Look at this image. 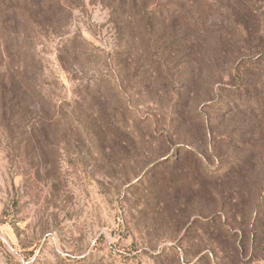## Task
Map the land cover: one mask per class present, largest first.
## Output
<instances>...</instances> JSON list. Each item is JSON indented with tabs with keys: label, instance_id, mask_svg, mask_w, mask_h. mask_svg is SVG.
<instances>
[{
	"label": "rangeland",
	"instance_id": "rangeland-1",
	"mask_svg": "<svg viewBox=\"0 0 264 264\" xmlns=\"http://www.w3.org/2000/svg\"><path fill=\"white\" fill-rule=\"evenodd\" d=\"M126 1L0 0V264H264V0Z\"/></svg>",
	"mask_w": 264,
	"mask_h": 264
},
{
	"label": "trees",
	"instance_id": "trees-1",
	"mask_svg": "<svg viewBox=\"0 0 264 264\" xmlns=\"http://www.w3.org/2000/svg\"><path fill=\"white\" fill-rule=\"evenodd\" d=\"M123 5H125L126 7H129L131 10H133V12L138 13V2L137 0H127L126 3H124ZM171 10H175L173 12V14L177 13L180 9L178 8H173ZM178 10V11H177ZM135 17H133L134 19ZM15 19L13 17H11L9 19V23H12ZM141 18L139 17L138 19H134V24H138L139 22H141ZM19 24V21L17 22ZM262 67L264 68V64L262 65ZM248 85L243 86L244 88L241 87H235L230 89V91L233 93V95L235 96V100L239 105H242L243 107H245L246 109H261L264 108V94H262L263 92L260 91V89H258L257 87H247ZM219 105H221V102H218ZM226 107V106H225ZM190 153V152H189ZM202 159H200L201 161ZM229 173V169L224 171H219L217 174H215L216 176L222 175V174H228ZM257 214H264V203L263 205L257 209L256 215ZM264 219V217H263ZM228 235V233H226ZM242 251V250H241ZM233 254H235V252H233Z\"/></svg>",
	"mask_w": 264,
	"mask_h": 264
}]
</instances>
